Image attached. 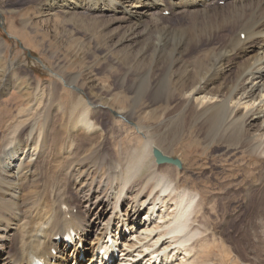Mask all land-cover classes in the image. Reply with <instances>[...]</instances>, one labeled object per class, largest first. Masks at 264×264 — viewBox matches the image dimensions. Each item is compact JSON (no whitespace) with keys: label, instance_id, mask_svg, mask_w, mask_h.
<instances>
[{"label":"bare ground","instance_id":"1","mask_svg":"<svg viewBox=\"0 0 264 264\" xmlns=\"http://www.w3.org/2000/svg\"><path fill=\"white\" fill-rule=\"evenodd\" d=\"M36 4L40 21H54V29L65 21L70 47L72 31L84 33L78 53L100 58L98 67L115 79L117 92L108 98L111 89L102 85L100 98L85 100L75 78L56 73L71 96L51 104L42 86L32 87L21 124L0 147V264H33L36 258L84 264L88 255L86 264H97L104 248L120 251L109 264H211L202 256L212 246L199 221L203 198L210 195L215 213L230 184L221 183L226 188L220 192L205 190L203 181L193 180L195 189L186 186L184 161L181 169L159 164L154 150L174 159L179 153L198 157L193 132L264 161V0ZM168 11L187 23L171 24L163 16ZM60 13L65 17L56 20ZM2 87L0 96L16 84L5 79ZM102 113L138 123L140 140L111 141L114 136L95 120ZM259 169L258 201L245 228L257 231L253 251L260 249L264 258V162ZM71 230L73 245L64 240Z\"/></svg>","mask_w":264,"mask_h":264},{"label":"rangeland","instance_id":"2","mask_svg":"<svg viewBox=\"0 0 264 264\" xmlns=\"http://www.w3.org/2000/svg\"><path fill=\"white\" fill-rule=\"evenodd\" d=\"M36 5V0H0V93L5 89L2 87L5 79L16 84V88H9V93L0 96V147L21 124L18 116L22 114L21 111L30 107V101L34 99L35 93L32 87L36 84L42 86L44 92L49 94L46 93L44 96L50 98L51 104H65L70 99L71 91L67 85H63L61 76L70 82L75 78L76 85L81 89L79 94L85 100L90 99L91 96L100 98L99 86L102 85L111 89L108 98L117 92L116 89L114 90L115 79L110 73H103V68L98 67L100 58L88 52L78 53V46L86 38L84 33L77 31L79 30L77 28L74 29L72 31L74 44L70 47L69 41L72 38L66 31L65 21H59L58 28L54 29V21L42 22L40 20L44 18L35 16ZM61 14L56 20L65 17ZM163 16L173 25H185L188 21V19L178 21L179 18L171 17L168 13H163ZM67 27L73 28L71 25ZM242 38L245 40L244 37ZM211 43L217 44L215 40ZM93 48L94 43L90 46V49ZM199 54L197 53L196 56ZM113 58L115 57L110 56L109 60ZM11 63L13 66L10 65ZM93 83L97 88L90 90L89 87ZM53 115L60 117L58 109L54 110ZM111 115L115 117L113 113ZM95 120L114 136L111 141L114 140L115 143L119 141L137 143L140 140L137 137L139 131L134 126L138 123L135 121L134 125H125L113 121L111 116L105 113L99 114ZM130 128L133 130L131 131ZM25 131L22 128L19 133L23 134ZM191 137L197 141L195 146L199 150L196 160L194 157L184 156V153L174 155L175 158L184 161L187 176L185 185L193 186L192 188L195 189L193 180L203 181L205 188L207 187L205 190L213 189L220 192L226 188L225 184L221 183L227 181L230 184L227 196H218L214 205L215 213L210 209L214 204L210 203V195L203 198L202 212L205 213L201 214L202 218L199 221L201 223L203 220L202 223L207 230L203 231L205 234L203 239L206 238L208 244L212 245L208 249L210 254L202 255L203 259L211 258V264H242V262L264 264V258L259 254L261 250L253 251L256 249L252 241L257 231L253 227L245 228L253 219L252 215L258 201L257 179L263 159L251 158L242 149L228 151L220 142L211 143L197 133L192 132ZM211 242H215V247ZM84 263H87V260Z\"/></svg>","mask_w":264,"mask_h":264},{"label":"water","instance_id":"3","mask_svg":"<svg viewBox=\"0 0 264 264\" xmlns=\"http://www.w3.org/2000/svg\"><path fill=\"white\" fill-rule=\"evenodd\" d=\"M154 155L159 164H172L178 166L180 169L182 168V163L179 161V159L167 157L163 155V153L158 149L154 150Z\"/></svg>","mask_w":264,"mask_h":264}]
</instances>
